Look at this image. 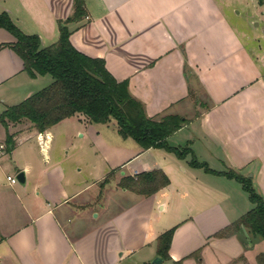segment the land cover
<instances>
[{
    "label": "crops",
    "instance_id": "crops-1",
    "mask_svg": "<svg viewBox=\"0 0 264 264\" xmlns=\"http://www.w3.org/2000/svg\"><path fill=\"white\" fill-rule=\"evenodd\" d=\"M240 2L241 10L239 0H85L86 17L69 24L73 46L103 59L116 80H127L150 118H186L169 144L189 147L218 174L192 167L190 156L139 147L120 166L137 161L131 173L106 184L98 199L88 194L92 182L76 178L84 171L80 163L71 171L47 155L44 164L30 145L36 139L47 153L59 126L74 128V120H82L66 119L42 134L31 124L13 125L15 143L19 138L11 152L14 166L1 163L6 154L0 158V264H154L157 238L172 228L171 260L161 264H198L191 256L197 252L202 264H258L263 240L214 237L254 208L242 185L223 173L233 169L251 178L264 199V55L254 54L246 42L250 35L240 33L227 13L239 18L244 8L264 24V0ZM73 4L0 0V14L48 47L58 41L59 21L72 15ZM14 42L0 28V45ZM51 82L50 76L31 78L11 48L0 49V115ZM5 140L0 125V145ZM24 146L31 157L24 158ZM98 164L108 174L107 159ZM11 167L25 173L18 190L2 177ZM156 169L170 185L151 197L118 186L123 177ZM52 182L63 192L49 190Z\"/></svg>",
    "mask_w": 264,
    "mask_h": 264
},
{
    "label": "trees",
    "instance_id": "trees-1",
    "mask_svg": "<svg viewBox=\"0 0 264 264\" xmlns=\"http://www.w3.org/2000/svg\"><path fill=\"white\" fill-rule=\"evenodd\" d=\"M86 14L85 0H74L72 15L59 21L58 41L48 47L42 46L38 35L21 31L9 15L0 14V28L15 38L14 43L0 45V49L11 48L23 60L24 70L31 78L50 76L52 79L47 87L20 104L8 107L0 115V125L6 129L5 152H12L15 148V134L10 132L13 125L28 121L42 134L66 119L82 116L95 124L114 122L119 135L133 139L142 150L163 149L179 159L190 156L192 167L218 174L206 164L199 163L189 147L169 144L168 139L187 124L186 118L178 115H168L159 121L150 118L144 104L130 92L127 80H116L103 59L89 57L73 46L69 24L82 21ZM189 94L194 102L197 101L191 89ZM223 175L242 185L254 208L214 237L226 239L240 235L248 241V236L264 240V199L254 188L252 179L233 169ZM169 185L170 179L160 169L123 177L118 184L123 190L144 197H151ZM174 233L175 228H172L157 238V254L163 262L171 260L169 250ZM191 256L202 264L199 252ZM257 262L264 264V253L257 256ZM171 264H183V260Z\"/></svg>",
    "mask_w": 264,
    "mask_h": 264
},
{
    "label": "rangeland",
    "instance_id": "rangeland-1",
    "mask_svg": "<svg viewBox=\"0 0 264 264\" xmlns=\"http://www.w3.org/2000/svg\"><path fill=\"white\" fill-rule=\"evenodd\" d=\"M241 8L242 2L239 0L237 9L241 10ZM248 12L247 9L243 8V12L239 18L234 16L236 15V11H234V13L231 11L227 13L233 19L234 24L237 25V29L240 33H248L250 35L246 42L254 54L263 56L264 40L262 39L264 38H261V36L264 35V24L259 19L255 20L253 17L249 18L248 16L250 15V12ZM259 22L260 26H257L256 24ZM74 118L82 120V124L78 123L77 120H74L75 124L72 125L74 128L62 125L59 126L57 130L54 131V140L51 149L48 151L49 153H45L41 149L44 146L43 144H41L42 146L38 145L36 139H31L32 141L30 145H32V148L34 147L35 158L37 157V159L44 164L47 163V155L50 156V159L54 163L61 162L63 167L71 169V171L76 169L75 164L80 163L84 168V171L80 175L76 174V178L81 179V177H84L88 182H92L93 186L89 189L88 194L91 196L97 195L99 196L98 199H100V194L103 192L106 184L110 183L112 186L115 180L122 176L123 173H131V170H133L138 164L137 161H134L132 164L130 163L120 167L121 164L131 158L134 152L139 151L140 146L133 139L122 138L119 135L114 122L110 124H95L88 122L82 116H76ZM28 123V121L24 122L23 126L25 124L28 125ZM81 134H85L86 138H82ZM17 140L16 144H18L19 138ZM22 148L26 151V154H23L25 155L24 158L31 157V152H27L26 146ZM5 154L6 156L1 160V163L3 161L6 162L8 166H14L12 153L6 151ZM17 156L20 160L23 159L22 154L18 153ZM101 157L107 159L111 165L108 174L104 173L108 168H106V166L102 168L98 164V159ZM53 162L50 163L53 164ZM17 174L16 169L11 167V169H9L8 172L6 171L5 175H2V177L6 181L8 175L16 178ZM14 188L16 190L21 188L18 181L17 184L14 185ZM48 189L63 192L61 190L62 188L59 186H53V182ZM66 190L69 191L70 188H66ZM56 195L55 199L60 196V194Z\"/></svg>",
    "mask_w": 264,
    "mask_h": 264
},
{
    "label": "water",
    "instance_id": "water-1",
    "mask_svg": "<svg viewBox=\"0 0 264 264\" xmlns=\"http://www.w3.org/2000/svg\"><path fill=\"white\" fill-rule=\"evenodd\" d=\"M16 179H17L18 183L23 186L25 184V182H26L25 173L24 172L19 173L17 175ZM161 263H162V259L159 258V257H157L154 260V264H161Z\"/></svg>",
    "mask_w": 264,
    "mask_h": 264
},
{
    "label": "built area",
    "instance_id": "built-area-1",
    "mask_svg": "<svg viewBox=\"0 0 264 264\" xmlns=\"http://www.w3.org/2000/svg\"><path fill=\"white\" fill-rule=\"evenodd\" d=\"M5 154V145L4 144H1L0 145V158ZM7 182L10 184V185H15L17 184V179L15 177H12V176H8L7 178Z\"/></svg>",
    "mask_w": 264,
    "mask_h": 264
}]
</instances>
